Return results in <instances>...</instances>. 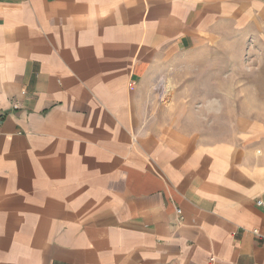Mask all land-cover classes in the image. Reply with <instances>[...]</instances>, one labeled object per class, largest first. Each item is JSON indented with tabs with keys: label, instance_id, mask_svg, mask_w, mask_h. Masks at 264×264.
Returning a JSON list of instances; mask_svg holds the SVG:
<instances>
[{
	"label": "crops",
	"instance_id": "crops-1",
	"mask_svg": "<svg viewBox=\"0 0 264 264\" xmlns=\"http://www.w3.org/2000/svg\"><path fill=\"white\" fill-rule=\"evenodd\" d=\"M263 16L264 0H0V264H264V149L187 148L153 95L171 58Z\"/></svg>",
	"mask_w": 264,
	"mask_h": 264
},
{
	"label": "rangeland",
	"instance_id": "rangeland-1",
	"mask_svg": "<svg viewBox=\"0 0 264 264\" xmlns=\"http://www.w3.org/2000/svg\"><path fill=\"white\" fill-rule=\"evenodd\" d=\"M170 59L154 87L160 127L188 147L264 149V16Z\"/></svg>",
	"mask_w": 264,
	"mask_h": 264
},
{
	"label": "built area",
	"instance_id": "built-area-1",
	"mask_svg": "<svg viewBox=\"0 0 264 264\" xmlns=\"http://www.w3.org/2000/svg\"><path fill=\"white\" fill-rule=\"evenodd\" d=\"M256 206H257V207H262V206H264V198H261V199L257 200V201H256ZM177 213L179 214L180 212H177ZM253 233L256 234V235H258V233H257L256 231H253ZM212 262H213V260L210 259V260L208 261V264H212Z\"/></svg>",
	"mask_w": 264,
	"mask_h": 264
}]
</instances>
